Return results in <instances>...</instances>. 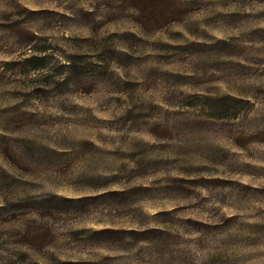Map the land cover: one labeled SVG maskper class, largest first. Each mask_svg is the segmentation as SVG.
I'll use <instances>...</instances> for the list:
<instances>
[{
    "label": "rangeland",
    "instance_id": "obj_1",
    "mask_svg": "<svg viewBox=\"0 0 264 264\" xmlns=\"http://www.w3.org/2000/svg\"><path fill=\"white\" fill-rule=\"evenodd\" d=\"M0 264H264V0H0Z\"/></svg>",
    "mask_w": 264,
    "mask_h": 264
}]
</instances>
